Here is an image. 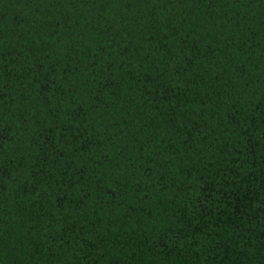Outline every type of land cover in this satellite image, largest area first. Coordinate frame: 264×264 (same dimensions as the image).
I'll use <instances>...</instances> for the list:
<instances>
[{"label": "trees", "instance_id": "trees-1", "mask_svg": "<svg viewBox=\"0 0 264 264\" xmlns=\"http://www.w3.org/2000/svg\"><path fill=\"white\" fill-rule=\"evenodd\" d=\"M0 264H264V0H0Z\"/></svg>", "mask_w": 264, "mask_h": 264}]
</instances>
